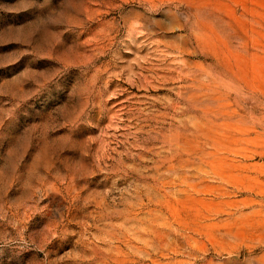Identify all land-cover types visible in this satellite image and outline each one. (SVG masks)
Here are the masks:
<instances>
[{"label": "rangeland", "instance_id": "rangeland-1", "mask_svg": "<svg viewBox=\"0 0 264 264\" xmlns=\"http://www.w3.org/2000/svg\"><path fill=\"white\" fill-rule=\"evenodd\" d=\"M0 264H264V0H0Z\"/></svg>", "mask_w": 264, "mask_h": 264}]
</instances>
